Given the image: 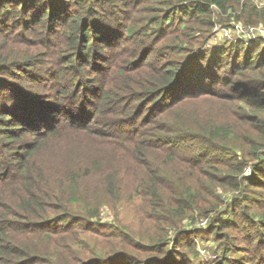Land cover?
Listing matches in <instances>:
<instances>
[{"label": "trees", "instance_id": "1", "mask_svg": "<svg viewBox=\"0 0 264 264\" xmlns=\"http://www.w3.org/2000/svg\"><path fill=\"white\" fill-rule=\"evenodd\" d=\"M231 19L264 6L0 0V264H264V41L210 46Z\"/></svg>", "mask_w": 264, "mask_h": 264}, {"label": "rangeland", "instance_id": "2", "mask_svg": "<svg viewBox=\"0 0 264 264\" xmlns=\"http://www.w3.org/2000/svg\"><path fill=\"white\" fill-rule=\"evenodd\" d=\"M254 2L259 6V7H263L264 6V0H254ZM231 24L236 23L233 19H231ZM217 25V26H216ZM216 31L217 32H213V37L209 43L210 46L212 45H224L225 43H228L229 41H225L222 37H219L217 34L221 31H223V28L228 27L227 25H224L223 23H216ZM235 39H238V37H235ZM226 198V197H225ZM230 196H228V200ZM75 209V208H74ZM224 211V210H223ZM101 218L103 221H107V222H112L114 220V214L110 208V206L108 205H104L101 208ZM229 216H227L228 218ZM121 219L123 221L124 225H132L135 229L138 228L137 224H136V220H132V215L126 211H123L121 213ZM206 221L204 220H191V219H186L184 221V225L186 227V229H196V228H200V227H207L208 224H205ZM205 224V225H204ZM86 235V234H85ZM197 250L200 254L201 259L203 260V262L205 263H210L212 261H214L216 259V257L219 255V252H216V246L213 242H199L197 241Z\"/></svg>", "mask_w": 264, "mask_h": 264}, {"label": "built area", "instance_id": "3", "mask_svg": "<svg viewBox=\"0 0 264 264\" xmlns=\"http://www.w3.org/2000/svg\"><path fill=\"white\" fill-rule=\"evenodd\" d=\"M216 26L213 32H217L215 30ZM217 35L222 37L225 41H229L228 43H244L246 46H251L258 40L264 41V25L246 27L243 24L236 22L223 28V31L219 32ZM235 37H238V39H235ZM205 224L207 223L205 222Z\"/></svg>", "mask_w": 264, "mask_h": 264}]
</instances>
